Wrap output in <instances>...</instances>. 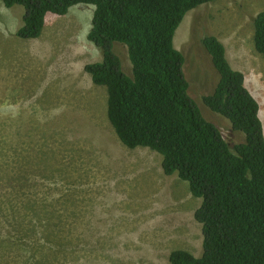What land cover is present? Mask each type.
<instances>
[{
	"label": "rangeland",
	"instance_id": "374dc122",
	"mask_svg": "<svg viewBox=\"0 0 264 264\" xmlns=\"http://www.w3.org/2000/svg\"><path fill=\"white\" fill-rule=\"evenodd\" d=\"M94 8L78 3L67 14L48 13L42 34L23 39L16 31L24 7L0 0V165L22 178L13 188L0 176V239L18 244L0 248V264H42L37 249L58 247L55 234L64 244L56 264H171L175 249L203 253L195 218L201 198L178 174L164 173L160 153L121 142L107 116L106 86L85 71L102 59L87 37ZM261 10L264 0L205 3L187 13L174 38L190 95L231 145L244 133L203 100L219 74L202 37L225 44L264 123V59L253 44ZM115 50L130 74L127 46L116 42Z\"/></svg>",
	"mask_w": 264,
	"mask_h": 264
},
{
	"label": "trees",
	"instance_id": "16d2710c",
	"mask_svg": "<svg viewBox=\"0 0 264 264\" xmlns=\"http://www.w3.org/2000/svg\"><path fill=\"white\" fill-rule=\"evenodd\" d=\"M2 1L8 8L24 7L16 31L23 39L42 34L48 13L64 15L78 3L94 5L87 37L101 50L102 59L84 68L96 85L107 88V116L115 133L129 148L142 146L160 153L164 173L178 174L201 198L195 218L203 226V253L195 256L175 249L169 256L171 264H264L260 104L246 85L245 73L232 66L225 44L214 34H204L202 43L219 79L203 100L244 133L243 141L231 145L190 95L185 56L174 41L185 15L215 0ZM253 25V44L264 58V10L254 16ZM116 42L127 46L130 74L115 50ZM0 176L10 182L22 180L1 165ZM12 186L16 188L15 182ZM56 236L58 247L37 249L42 264H56L63 253V241ZM3 246L18 249L10 239H0Z\"/></svg>",
	"mask_w": 264,
	"mask_h": 264
},
{
	"label": "clouds",
	"instance_id": "9594fccd",
	"mask_svg": "<svg viewBox=\"0 0 264 264\" xmlns=\"http://www.w3.org/2000/svg\"><path fill=\"white\" fill-rule=\"evenodd\" d=\"M212 2V1H211ZM207 3H209V2H207ZM205 4V3H204ZM199 7V6H198ZM197 8V7H196ZM195 9V8H194ZM193 10V9H192ZM191 10V11H192ZM190 12V11H189ZM188 12V13H189ZM187 15V14H186ZM186 15H185V17H186ZM185 19V18H184ZM222 41V40H221ZM175 46H176V43H175ZM255 47V46H254ZM256 49V48H255ZM226 51H227V49H226ZM257 51V50H256ZM258 52V51H257ZM259 53V52H258ZM260 54V53H259ZM261 55V54H260ZM262 56V55H261ZM262 58H263V56H262ZM264 59V58H263ZM233 66V65H232ZM234 67V66H233ZM235 68V67H234ZM237 69V68H236ZM247 85V84H246ZM248 87V86H247ZM250 90V89H249ZM254 95V94H253ZM255 96V95H254ZM257 99V98H256ZM258 100V99H257ZM258 102H259V100H258ZM259 104H260V102H259ZM201 109V108H200ZM260 115H261V105H260ZM172 252V251H171ZM170 261V260H169ZM171 263V262H170Z\"/></svg>",
	"mask_w": 264,
	"mask_h": 264
}]
</instances>
